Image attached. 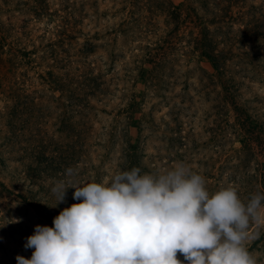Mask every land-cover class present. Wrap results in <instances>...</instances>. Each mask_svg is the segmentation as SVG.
Instances as JSON below:
<instances>
[{"label": "rangeland", "instance_id": "obj_1", "mask_svg": "<svg viewBox=\"0 0 264 264\" xmlns=\"http://www.w3.org/2000/svg\"><path fill=\"white\" fill-rule=\"evenodd\" d=\"M179 1L0 0V264L31 257L26 237L44 221L30 200L57 180L107 181L134 135L142 173L183 163L205 178L210 194L232 187L242 202L262 194L264 137L245 147L238 142L232 105L207 60L191 50L193 22L169 14ZM221 25L228 87L264 126V54L243 51L236 23ZM140 67L148 76L138 74ZM133 93L138 130L119 111ZM27 164L35 172L30 179ZM67 168L76 174L67 177ZM66 192L75 203L74 189ZM55 202L52 195V209ZM260 215L259 224L250 221L255 235L246 247L264 264V237L253 244L264 229V208Z\"/></svg>", "mask_w": 264, "mask_h": 264}, {"label": "clouds", "instance_id": "obj_2", "mask_svg": "<svg viewBox=\"0 0 264 264\" xmlns=\"http://www.w3.org/2000/svg\"><path fill=\"white\" fill-rule=\"evenodd\" d=\"M205 185L183 163L158 172L132 167L84 186L57 180L52 207L65 201L68 188L80 202L63 208L52 227L35 225L24 243L31 257L17 255L16 264H257L246 243L264 194L242 202L235 188L210 194Z\"/></svg>", "mask_w": 264, "mask_h": 264}, {"label": "trees", "instance_id": "obj_3", "mask_svg": "<svg viewBox=\"0 0 264 264\" xmlns=\"http://www.w3.org/2000/svg\"><path fill=\"white\" fill-rule=\"evenodd\" d=\"M193 2L197 4L200 13L197 12V8L192 4ZM169 14L175 19H178L182 14V18H188L187 21L191 20L193 22L195 32L191 33V50L197 53L196 56L207 60L211 68L210 74H213L219 81L223 100L226 104L232 105L230 108L235 112L233 119L236 124V134L240 135L237 139L240 145H243V147L248 146L250 140H252V143L254 140H256L255 143H258L264 137V126L234 100L233 93L228 87L229 79L226 73L227 48L225 45H220L224 42V34H216V32L221 28V24L226 22L236 23V30L240 35L237 44L243 48V51L254 55L264 54V28H261L264 27V2L254 4L248 2V0H180L176 4L171 3ZM207 14H209L208 17H211L207 18ZM194 20L196 21L194 22ZM212 23H215V26L210 28L208 24ZM22 54L24 55L25 51H22ZM146 68L140 67L138 74L143 75V77L148 76L149 69ZM138 108L139 100L136 98V94L133 93L125 102V105L119 109L126 118L125 123L128 126H134L137 130L140 127V117L133 116V113L138 111ZM131 138L132 140L127 139L126 141V152L123 162L118 166L119 171L130 170L132 167L140 168L137 135L131 136ZM261 166L264 170V164ZM25 167L27 172L25 177L30 179L35 172L28 173V164ZM257 176V182L260 186L257 191L262 190V194H264V172L260 171ZM52 195L50 189H48L46 193L41 194L38 200L28 202L36 215L41 216L44 225L49 227L53 226V218L63 208L73 204V201L70 203L68 197L66 198L68 202L59 203L52 209L49 203ZM41 199H44L45 202H42ZM74 202L78 203L80 201L76 200ZM262 237H264V229L253 244Z\"/></svg>", "mask_w": 264, "mask_h": 264}]
</instances>
